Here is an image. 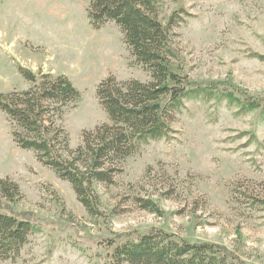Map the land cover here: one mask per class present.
<instances>
[{"label": "rangeland", "instance_id": "374dc122", "mask_svg": "<svg viewBox=\"0 0 264 264\" xmlns=\"http://www.w3.org/2000/svg\"><path fill=\"white\" fill-rule=\"evenodd\" d=\"M165 2V21L180 9L188 15L175 25V44L192 81L229 83L264 98V0ZM88 8L87 0H0V95L30 87L17 65L67 76L81 92L61 122L71 149L108 122L97 98L102 81L150 80L133 64L119 27L96 29ZM173 127V140L152 142L121 165L114 185H97L105 216L95 218L68 182L17 145L0 109V180L19 184L24 198L14 210L33 214L43 228L17 262L0 264H106L108 241L154 228L223 246L236 262L264 264V212L230 203L235 182H264V122L225 101L191 100ZM137 197L153 198L163 215L141 210Z\"/></svg>", "mask_w": 264, "mask_h": 264}, {"label": "trees", "instance_id": "16d2710c", "mask_svg": "<svg viewBox=\"0 0 264 264\" xmlns=\"http://www.w3.org/2000/svg\"><path fill=\"white\" fill-rule=\"evenodd\" d=\"M87 1L91 24L100 29L115 23L133 64L147 72L150 80L118 81L110 76L102 81L97 98L108 122L85 131L76 149L70 148V136L61 122L79 102L81 92L67 76L37 74L17 65L30 87L0 95V109L13 125L17 145L34 152L38 162L68 182L89 216L101 218L105 211L97 185H114L121 165L152 142L173 140V126L187 101H225L240 115L256 113L264 122V98L256 99L229 83L190 79L175 44V25L185 22L187 15L183 9L165 21V0ZM243 135H253L256 140L254 132ZM170 194L169 190L165 197L171 198ZM230 195L233 208L264 212V182L239 180L231 185ZM23 198L17 182L9 177L0 180V261L17 262L30 237L43 230L33 214L14 210ZM135 201L141 210L160 216L164 213L151 197ZM108 242V247H114L106 264H244L236 262L223 246L193 244L158 228Z\"/></svg>", "mask_w": 264, "mask_h": 264}]
</instances>
